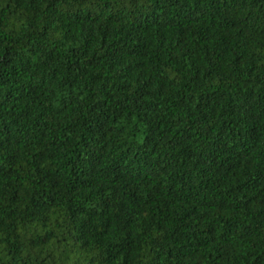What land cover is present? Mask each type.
Segmentation results:
<instances>
[{
    "label": "trees",
    "instance_id": "trees-1",
    "mask_svg": "<svg viewBox=\"0 0 264 264\" xmlns=\"http://www.w3.org/2000/svg\"><path fill=\"white\" fill-rule=\"evenodd\" d=\"M0 264H264V0H0Z\"/></svg>",
    "mask_w": 264,
    "mask_h": 264
}]
</instances>
